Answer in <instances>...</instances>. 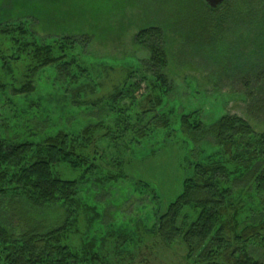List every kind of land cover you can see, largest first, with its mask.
Instances as JSON below:
<instances>
[{
  "label": "trees",
  "instance_id": "16d2710c",
  "mask_svg": "<svg viewBox=\"0 0 264 264\" xmlns=\"http://www.w3.org/2000/svg\"><path fill=\"white\" fill-rule=\"evenodd\" d=\"M196 2L190 28L201 47L198 51L211 53L223 38L222 31L215 33V29L222 30L226 21L220 18L219 27L213 29L214 15H219L226 2L217 10L204 6L201 0ZM37 4V14H20L15 0L0 8V96L19 100L12 107L16 120L23 114L18 113L19 106L25 103L22 97L37 90L34 75L54 67L57 77L72 85L69 92L75 104L106 108V113H115L118 120L127 122V131L139 127V142L158 129L166 134V141L176 135L186 144L192 140L194 149L182 163V190L166 213H155L157 220L151 233L168 247L182 239L190 259L200 253V260L208 264L217 261L216 264L221 258L225 263L220 264H259L249 246L259 245L264 250V216L260 214L243 224L241 215L244 192L253 194L252 197L264 196V133L256 132L249 121L238 116L227 115L206 126L200 112H174L162 27L142 30L137 36L138 43L150 52L149 60L128 58L115 67L107 63L112 61L86 54L91 37L52 35L45 31L42 32L47 35L41 36L34 25H38L37 19L43 20L50 8ZM9 6L13 9H6ZM28 13L35 15L36 22ZM259 23L255 50L250 54L241 52L235 58L230 51L218 61L222 71L243 86L249 115L255 122L257 115L264 116V44L260 40L264 37V20ZM19 67H25L23 80L11 71ZM112 72L124 73L125 82L109 96L110 104L89 100L88 96L98 93L97 81H108ZM137 74L141 78L133 83ZM132 113L137 117L134 124L130 122ZM89 127L82 133L55 130L38 144L3 137L5 128L0 127V264H96L101 260L97 244L90 236H86L88 240L84 237L88 245L85 243L82 250L72 244L84 213L95 211L99 215L97 207L83 196L84 188L88 184L87 191L109 186L126 178V174L121 169L116 176L103 174L95 178L100 174V166L96 154L88 151L94 143ZM59 165L81 172V177L63 179L54 171ZM139 184L148 186L159 198L150 184ZM42 215H46L44 219L40 218ZM107 239L108 236L103 240Z\"/></svg>",
  "mask_w": 264,
  "mask_h": 264
},
{
  "label": "rangeland",
  "instance_id": "374dc122",
  "mask_svg": "<svg viewBox=\"0 0 264 264\" xmlns=\"http://www.w3.org/2000/svg\"><path fill=\"white\" fill-rule=\"evenodd\" d=\"M8 1L0 0V8L5 7ZM196 1L15 0V3L20 14H37L40 12L37 3L44 4L43 7L50 8V11L43 15V20L40 18L36 22L34 14H27L38 23L34 27L41 36L47 35L42 32L45 31L52 35L91 37L86 54L114 61L107 63L115 67L128 58L139 62L149 60L150 52L138 43L137 36L142 30L162 27L169 57L166 74L173 86L170 101H173L174 112H200L206 126L227 115L238 116L249 121L256 132L264 133L263 114L257 115V122L250 117L243 86L235 77L226 75L218 65L221 56L227 52L232 51L235 58L241 52L250 54L256 49L257 32L261 30L258 25L264 20V0H227L219 15L215 14V19L211 16L214 19L213 29L219 27L220 18L226 20L222 30L215 29V33L222 31L223 38L214 45L215 51L211 53L198 51L201 47L190 28ZM201 2L207 6L204 0ZM28 4L34 6L27 7ZM6 9L13 8L9 6ZM260 40L264 44V37ZM53 68L34 75L37 90L22 97L25 103L18 108L21 109L18 113H23L20 119L16 120L15 108H12L19 100L0 96V127L5 128L3 137L38 144L55 130L82 133L90 126L94 143L88 151L99 158L101 170L95 178L103 174L116 176L121 169L126 174L124 179L120 178L109 186L98 185L91 191H87L90 184L86 185L83 196L97 207L99 215H95V211L87 212L88 215L84 213L79 233L72 238L73 246L82 250L89 239L86 236L93 238L101 259L96 264H208L200 260V253L195 259L188 258V249L182 239L168 247L150 231L157 220L155 213H166L169 204L182 190V163L194 149L192 140L186 144L176 135L166 141L168 137L158 129L151 137L139 142L136 134L139 127L127 131V122L118 120L115 113H106V108L75 104L69 92L72 85L57 77ZM24 70L25 67L11 69L20 80H23L21 75ZM135 78L133 83L141 78L140 74ZM124 82V73L112 72L108 81H97L98 93L88 96V99L98 104H110L109 96ZM136 120L135 113H132L130 122L134 124ZM145 124H149L147 120ZM49 125L55 127L49 129ZM54 171L65 180H78L82 174L64 165L56 166ZM140 181L155 188L159 198L156 199L148 186L144 188L139 184ZM252 195L244 192L242 196L243 224L255 220L260 214L264 216V196ZM54 216L50 214V217ZM92 218L96 220L91 222ZM106 235L107 242L103 240ZM249 252L255 262L264 264L263 248L250 244ZM220 263H225V260L221 258L216 264Z\"/></svg>",
  "mask_w": 264,
  "mask_h": 264
},
{
  "label": "water",
  "instance_id": "95a60500",
  "mask_svg": "<svg viewBox=\"0 0 264 264\" xmlns=\"http://www.w3.org/2000/svg\"><path fill=\"white\" fill-rule=\"evenodd\" d=\"M204 2L210 9L217 10L226 2V0H204Z\"/></svg>",
  "mask_w": 264,
  "mask_h": 264
}]
</instances>
